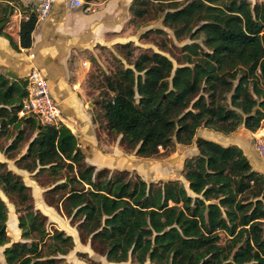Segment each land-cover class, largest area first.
Instances as JSON below:
<instances>
[{
  "label": "trees",
  "instance_id": "1",
  "mask_svg": "<svg viewBox=\"0 0 264 264\" xmlns=\"http://www.w3.org/2000/svg\"><path fill=\"white\" fill-rule=\"evenodd\" d=\"M16 10L28 17L20 21L18 45L6 32ZM129 13V22L161 19L176 40L200 42L182 46L183 61L174 70L160 53L132 59L131 43L117 44L130 67L103 77L99 117L107 135L140 158L162 156L174 143H194L197 154L183 163L188 190L178 181L146 183L126 170L86 164L64 124L38 127L34 118L18 117L26 80L11 82L2 74L0 137L12 139L0 150L11 157L27 142L17 168L47 173L46 204L60 209L76 224L80 241L109 262L264 264V175L252 170L237 146L195 138L200 128L227 135L240 126L251 133L263 127L264 1L131 0ZM36 23L37 12L21 0H0V36L14 50L31 47ZM151 35L167 47L164 30L149 29L141 38ZM8 128L15 133L10 136ZM259 132L264 137V129ZM0 191L15 207L22 240L3 250L5 264L62 261L56 256L73 248L72 238L47 231V217L34 209L29 187L3 162ZM6 222L0 199V248L9 243Z\"/></svg>",
  "mask_w": 264,
  "mask_h": 264
},
{
  "label": "crops",
  "instance_id": "2",
  "mask_svg": "<svg viewBox=\"0 0 264 264\" xmlns=\"http://www.w3.org/2000/svg\"><path fill=\"white\" fill-rule=\"evenodd\" d=\"M83 1L82 7L70 8L66 0H56L49 17L36 23L29 49L16 51L6 38L0 36V74L13 82L16 79H26L33 68L40 69L51 96L59 104L62 118L73 123L76 134L70 126H65L76 137L84 162L96 169L110 170L114 166H127V153L121 149L118 141L113 147L107 145L105 150L99 147L96 126L92 116L86 114L81 83L86 73L83 69L89 64L86 51H92V48L98 45L120 44L118 35L123 24L129 20L131 0L127 3V16L123 11L119 12V6L114 0H97L90 3ZM102 8L109 14H106L105 10H99ZM22 18L24 19L21 12L16 10L6 27V32L17 45ZM108 35L111 36L109 41L106 40ZM263 129L264 123L255 133L240 126L233 133L224 135L200 128L195 138L210 140L224 147L237 146L248 159L252 170L264 175V162L254 148V138ZM26 147L19 157L25 153Z\"/></svg>",
  "mask_w": 264,
  "mask_h": 264
},
{
  "label": "rangeland",
  "instance_id": "3",
  "mask_svg": "<svg viewBox=\"0 0 264 264\" xmlns=\"http://www.w3.org/2000/svg\"><path fill=\"white\" fill-rule=\"evenodd\" d=\"M109 1V0H102ZM252 4L255 2H262L264 0H248ZM129 0H114V3L119 6V12L123 11L126 15L127 3ZM99 10H105L106 14L109 12L102 8ZM94 15H98L93 13ZM93 15V16H94ZM127 16V15H126ZM131 15H129V19ZM11 19V18H10ZM162 29L166 33V48H162L160 45V38L156 36H150L149 39H142L141 35L149 29ZM110 35L106 40H110ZM120 44L131 43L132 59H135L142 53L151 54L153 52L160 53L166 56L172 63L173 70L180 66L182 63L181 48L184 44L192 42H200V40H191L189 37L178 41L174 38L173 33L168 28L162 25L161 19L133 22L126 21L118 35ZM105 40V41H106ZM116 44H109L104 46H96L92 48V51H86V60L89 64L86 65V69H83L85 73L82 78L81 87L83 89V96L86 102V114L92 116V121L95 124V132L99 141V147L102 150L108 148V146H115L114 140H112L104 129V123L101 114L100 107L96 101L99 99V94L105 92L103 77L111 76L118 67L121 65L126 68L130 67L125 59V53L121 52ZM79 64H81V59ZM104 90V91H103ZM64 125L70 126L75 133L73 123L62 118ZM8 134L15 133L14 128H8ZM76 134V133H75ZM28 139H32L36 133L27 134ZM261 132L257 136H260ZM255 136V137H257ZM12 139H6L4 136L0 137V148L6 147ZM108 145V146H107ZM27 146L25 142L17 153H13L11 157H7L0 150V162L6 164V168L16 175H19L24 184L29 187L33 200L34 209L38 210L41 214L47 217L46 229L48 232H52L53 229L62 231L65 235L70 236L73 240V248L65 256H56L61 258L58 264H134L129 258L123 263H112L107 260L104 255L97 253L91 246L90 242L82 243L79 238V234L76 229V224L70 222V219L64 216L60 209L49 207L44 200V192L51 186V178L47 173H40L34 176L35 172L29 173L27 171L17 168L15 165V159L19 158V154L23 152L24 147ZM121 147V146H120ZM121 149L127 153V166H114L110 168V171H129L133 175H138L146 183L150 182H166V181H178L183 187L188 190V183L183 177V163L186 159L193 157L197 154L194 145H180L174 143L173 147L169 151L159 157L155 158H140L137 157L134 152H127L126 148ZM162 152V151H161ZM130 159V160H129ZM130 165V166H129ZM189 192V191H188ZM0 199L5 203L7 207V235L9 243L0 248V264H5L3 250L10 246L13 242H20L21 232L18 229L17 214L13 203L0 191ZM225 236H221V243L225 242ZM144 264H152L148 260Z\"/></svg>",
  "mask_w": 264,
  "mask_h": 264
},
{
  "label": "built area",
  "instance_id": "4",
  "mask_svg": "<svg viewBox=\"0 0 264 264\" xmlns=\"http://www.w3.org/2000/svg\"><path fill=\"white\" fill-rule=\"evenodd\" d=\"M56 0H21L24 7H30L37 12V22L49 17ZM70 8L82 7L83 0H66ZM88 11V9H86ZM28 17L25 16L24 20ZM26 98L18 117H31L39 124L57 126L62 123L59 104L51 96L47 81L40 69L33 68L26 77ZM254 148L264 162V137L254 138Z\"/></svg>",
  "mask_w": 264,
  "mask_h": 264
},
{
  "label": "water",
  "instance_id": "5",
  "mask_svg": "<svg viewBox=\"0 0 264 264\" xmlns=\"http://www.w3.org/2000/svg\"><path fill=\"white\" fill-rule=\"evenodd\" d=\"M37 126H38V127L40 126V124H39L38 122H37ZM65 182H66V183H69V179L66 178V179H65Z\"/></svg>",
  "mask_w": 264,
  "mask_h": 264
}]
</instances>
